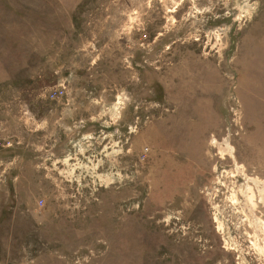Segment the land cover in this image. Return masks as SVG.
Returning a JSON list of instances; mask_svg holds the SVG:
<instances>
[{"label":"rangeland","instance_id":"obj_1","mask_svg":"<svg viewBox=\"0 0 264 264\" xmlns=\"http://www.w3.org/2000/svg\"><path fill=\"white\" fill-rule=\"evenodd\" d=\"M0 264H264V0H0Z\"/></svg>","mask_w":264,"mask_h":264}]
</instances>
